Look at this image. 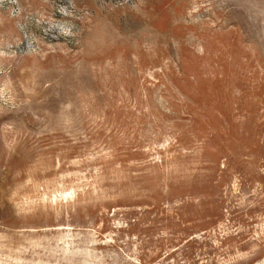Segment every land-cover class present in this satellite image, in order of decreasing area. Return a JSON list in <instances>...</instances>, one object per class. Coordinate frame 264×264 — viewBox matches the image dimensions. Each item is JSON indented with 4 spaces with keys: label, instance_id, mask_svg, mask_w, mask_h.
Listing matches in <instances>:
<instances>
[{
    "label": "rangeland",
    "instance_id": "1",
    "mask_svg": "<svg viewBox=\"0 0 264 264\" xmlns=\"http://www.w3.org/2000/svg\"><path fill=\"white\" fill-rule=\"evenodd\" d=\"M0 264H264V0H0Z\"/></svg>",
    "mask_w": 264,
    "mask_h": 264
}]
</instances>
